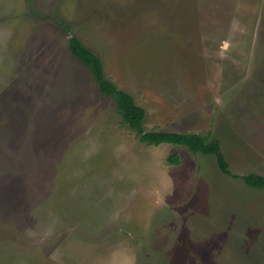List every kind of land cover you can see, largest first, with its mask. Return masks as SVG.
<instances>
[{"label": "rangeland", "instance_id": "rangeland-1", "mask_svg": "<svg viewBox=\"0 0 264 264\" xmlns=\"http://www.w3.org/2000/svg\"><path fill=\"white\" fill-rule=\"evenodd\" d=\"M70 32L146 130L210 134L235 176L214 155L142 142ZM253 172L264 0H0V264H264Z\"/></svg>", "mask_w": 264, "mask_h": 264}, {"label": "trees", "instance_id": "trees-1", "mask_svg": "<svg viewBox=\"0 0 264 264\" xmlns=\"http://www.w3.org/2000/svg\"><path fill=\"white\" fill-rule=\"evenodd\" d=\"M69 37L70 52L90 69L101 94L114 99L123 121L140 136L142 142L150 145L169 143L187 147L195 154L214 155L219 169L226 175L235 176L230 169V164L222 149L221 142L216 138H212L210 134L146 130L144 126L145 109L136 103L130 93L118 88L112 81L107 79L102 60L95 52L87 48L71 32ZM168 162L179 164V155L171 154L168 157ZM242 179L249 187L264 190V175L253 172L242 176Z\"/></svg>", "mask_w": 264, "mask_h": 264}]
</instances>
